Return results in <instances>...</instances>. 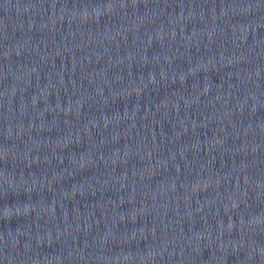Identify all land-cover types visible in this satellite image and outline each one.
Instances as JSON below:
<instances>
[{
  "label": "water",
  "instance_id": "water-1",
  "mask_svg": "<svg viewBox=\"0 0 264 264\" xmlns=\"http://www.w3.org/2000/svg\"><path fill=\"white\" fill-rule=\"evenodd\" d=\"M0 264H264V0H0Z\"/></svg>",
  "mask_w": 264,
  "mask_h": 264
}]
</instances>
